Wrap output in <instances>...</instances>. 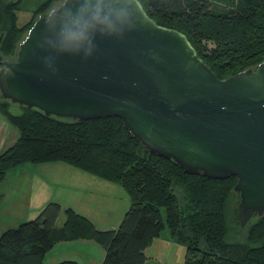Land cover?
Wrapping results in <instances>:
<instances>
[{
    "label": "water",
    "instance_id": "1",
    "mask_svg": "<svg viewBox=\"0 0 264 264\" xmlns=\"http://www.w3.org/2000/svg\"><path fill=\"white\" fill-rule=\"evenodd\" d=\"M0 94L45 117L117 118L186 174L234 177L241 228L264 215V61L219 79L138 0H64L40 15L0 61Z\"/></svg>",
    "mask_w": 264,
    "mask_h": 264
},
{
    "label": "trees",
    "instance_id": "2",
    "mask_svg": "<svg viewBox=\"0 0 264 264\" xmlns=\"http://www.w3.org/2000/svg\"><path fill=\"white\" fill-rule=\"evenodd\" d=\"M22 1H0V61L14 60L38 17L64 0L42 2L19 26L16 11ZM138 1L158 25L183 33L219 79L254 70L264 61V0ZM0 113L18 131L17 141L0 154V184L9 170L22 165L65 163L124 188L130 207L117 230L102 233L101 264H146V249L164 229L184 247V264H264V215L240 227L238 213L231 215L239 203L234 177L186 174L150 154L117 118L73 122L45 117L1 94ZM61 214L64 222L56 227ZM78 234L98 240L101 232L71 209L48 203L34 219L0 235V264H45L55 244Z\"/></svg>",
    "mask_w": 264,
    "mask_h": 264
},
{
    "label": "rangeland",
    "instance_id": "3",
    "mask_svg": "<svg viewBox=\"0 0 264 264\" xmlns=\"http://www.w3.org/2000/svg\"><path fill=\"white\" fill-rule=\"evenodd\" d=\"M0 1L7 4L15 0ZM44 1L46 0H23L16 11L18 25L22 26L27 23L31 19L33 11ZM60 4V2H57L51 10L59 7ZM13 110H17V107H14ZM17 139L18 131L11 125L7 117L0 113V154L11 147ZM47 164L49 163L41 165L26 164V166L18 168V170L14 172L17 173V175L12 176L9 173L5 176L6 179L1 186L0 196H7L9 201L6 204V208L13 213V208L15 206L13 204H16V200L19 203L22 202L19 194L20 192H24L26 188H30L27 186L29 181L33 183L36 182V184L34 183V185L32 184L31 186H36L35 191L37 192L39 184L42 186V189L50 186L52 199L48 203L59 202V204L63 206L62 208L69 206L66 208L71 209L75 214L79 211L85 212L86 215L82 213L84 216L80 215V213L77 215L80 216L84 222L92 225L95 230L101 232V235L98 240H91L86 238L84 234H78L76 237H71L72 239L67 242L55 244L52 250L45 256V264H56L64 260L77 262L80 260V263L82 262L83 264H101L105 258V251L101 246V238H103L102 233L117 229L130 207L129 199L124 188L113 182L111 183L95 177L91 178L95 181L94 183H91L87 178H83L84 180L82 181L81 177L85 176H77L82 183L78 182L76 178L74 182L73 176L72 180H70L69 177L71 174H74L73 171L79 173L74 175L86 174H80L81 172L73 170L72 167L65 163H57L54 166H48ZM85 179L87 182H84ZM72 186H76V188L74 189ZM67 200L70 202L66 204ZM237 203L235 207L233 205L234 209L233 207L231 209L232 216L233 213L237 215ZM25 204L26 202L23 201L24 206ZM7 216L11 215L6 213L0 220L1 224H6V222H8ZM36 216H34V218ZM64 219V215L61 214L57 220L56 227H61ZM229 219L230 218H228V220ZM6 230L8 229H4V231ZM240 239L241 237L237 238V240ZM154 240L155 241L151 243L146 252V264H184L185 249L183 246L172 241L167 230L164 229ZM86 253H88L87 256H85Z\"/></svg>",
    "mask_w": 264,
    "mask_h": 264
},
{
    "label": "crops",
    "instance_id": "4",
    "mask_svg": "<svg viewBox=\"0 0 264 264\" xmlns=\"http://www.w3.org/2000/svg\"><path fill=\"white\" fill-rule=\"evenodd\" d=\"M55 164L57 163H49L47 164L48 166H54ZM41 165V164H39ZM24 166L26 165H23V166H19L17 168H14V169H11L7 172V174H11L12 176H15L17 175V173H14L16 172V170H18V168H23ZM44 166V165H43ZM51 168V167H50ZM53 168V167H52ZM44 169V167H43ZM73 170H76L74 168H72ZM45 170V169H44ZM78 171V170H76ZM80 172V171H78ZM74 174H79V173H75V171H73ZM6 174V176H7ZM70 175V180H72V176H73V180L74 182L76 181V179L78 180V182H81L79 178H77V176L81 177V176H85V177H81L82 181L84 180L83 178H87L90 180L91 183H94L95 181H93V179L91 178H94V177H91L90 175ZM80 174H85L83 172H81ZM76 178V179H75ZM6 179V177H5ZM5 179L3 180V182L0 184V190H1V186L2 184L5 182ZM84 182H87V180L85 179ZM36 184V182H34ZM33 182L29 181V183H27V186L30 187V188H26L24 192H20V199H22V202L19 203L17 202L16 200V204H13L15 205L14 208H13V213L9 211V209L6 208V204L8 203V199H7V196H1V200H0V220L4 217V215L7 213V214H10L11 216H7V219H8V222H6V224H1L0 223V235L3 233L4 229H13V228H16L19 224L25 222V221H28L32 218H34V216H36L39 211L42 210V208L52 199L51 198V187L48 186L47 188H43L42 189V186H40L39 184V189H38V192L35 191L36 189V186H31L32 184L34 185ZM82 183V182H81ZM6 184V183H5ZM45 185V184H43ZM38 186V184H37ZM33 187V188H32ZM41 187V189H40ZM79 187L81 188V186L79 185ZM72 188H76V186H72ZM86 188V187H85ZM23 190V189H22ZM37 192V193H36ZM2 193V192H1ZM23 201L26 202L25 206L23 205ZM129 201V200H128ZM70 202L69 200L66 201V204ZM59 204V202H56ZM61 205V204H60ZM8 206V205H7ZM62 206V205H61ZM63 207V206H62ZM66 207H69V206H65ZM77 213V212H76ZM78 213H80V215H86L85 212H82V211H79ZM77 213V214H78ZM83 213V214H82ZM83 215V216H84ZM6 218V217H5ZM124 218V217H123ZM122 218V220H123ZM121 220V221H122ZM120 225V224H119ZM114 230H117V229H114ZM109 231V230H108ZM155 241V240H154ZM148 251V248L146 249V252ZM49 253V252H48ZM47 253V254H48ZM88 253L85 254V256H87ZM45 259V258H44ZM65 261V260H64ZM72 261V260H70ZM77 262V261H75ZM45 263V262H44ZM59 263V262H57ZM78 264H81L80 263V260H78L77 262ZM87 263V262H86ZM83 264V263H82ZM85 264V263H84ZM92 264V263H91Z\"/></svg>",
    "mask_w": 264,
    "mask_h": 264
}]
</instances>
